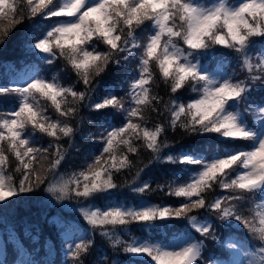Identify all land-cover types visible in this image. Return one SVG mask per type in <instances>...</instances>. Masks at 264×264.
I'll use <instances>...</instances> for the list:
<instances>
[{"label": "snow or ice", "instance_id": "snow-or-ice-1", "mask_svg": "<svg viewBox=\"0 0 264 264\" xmlns=\"http://www.w3.org/2000/svg\"><path fill=\"white\" fill-rule=\"evenodd\" d=\"M177 5L185 13L181 19L187 24L182 33L171 26L173 8ZM244 13L264 18V0H250L239 11H226L223 16L199 14L184 0H26L22 11H18L16 0H0V20L8 21L7 27L0 26V43L15 25L26 20L45 21L48 27L33 36L34 49L46 54L49 64L53 63L52 57L63 58L85 86H90L93 78L101 76L110 64H118V54L131 53L133 49L140 52L138 71L131 77L126 93L129 97L127 107L117 93L90 97L92 88L78 91L74 85L65 87L55 75L51 78L36 75L18 87L0 85V103L12 99L16 105L10 112L0 111V203L21 193L34 192L56 172L67 153L60 141L71 140L74 136L76 128L71 122L76 119L79 106L88 100V107L99 115L112 110L123 113L120 122L104 128L102 148L85 167L48 181L45 191L57 200L93 199L99 193L117 188L115 174L136 167L131 157H139L144 149L151 154L149 162L155 160L178 169L181 166L189 168L183 175L174 176L168 184L157 185L161 191L166 187L167 194L176 197L179 206L80 208V214L93 230H99L101 236L111 241L113 248L123 251V260L128 264H201L204 258L202 239L189 238L183 244L166 247L134 236L125 240L118 233L130 232L132 225L151 227L158 221L177 218L185 220L200 237L215 239L214 229L218 225L209 219L215 216L225 227L233 222L239 224L256 242L254 247L250 246L251 251L244 249L247 264H264V99L253 101L257 104L254 113L260 118V128L254 130L252 117L236 110L250 95L248 83L228 77L209 78L195 67H177L166 55L158 64L159 78L168 85L170 93L164 104L167 118L151 123V117L145 116L150 106L151 111L158 112L154 102L161 100L158 95L151 94L150 86L156 78L151 62L157 58L165 34L183 35L191 48L200 50L206 45L205 38L222 20L227 36L217 35L216 44L228 49L231 48L229 41L236 44L238 47L233 50L243 53V67L249 73L254 69L264 73V55L255 64L247 55L257 39L264 41V29L259 25L253 27ZM146 22L154 32L143 35L142 40L147 42L141 51L137 29L142 30ZM242 29H246L247 34ZM97 42L106 50L97 47ZM164 47L175 46L169 43ZM174 71L179 75L169 85L167 81ZM194 76L205 81L198 90L187 83ZM260 80H264V75L250 76V81ZM186 88L195 95L189 97L190 102H177L178 94ZM49 108L55 116L48 115ZM168 128L183 129L185 134H218L225 138L227 145L207 155L197 148L166 153L164 150L171 146L161 137ZM44 136L49 138L47 147L41 144ZM9 165L19 174L18 181L8 173ZM141 171L137 168L134 180L139 178ZM150 189L145 182L133 190L144 193ZM223 239L221 237V242ZM92 243L88 238L69 245L73 264H84L82 257L89 254ZM227 246L235 251L242 247L234 241H229ZM141 256L143 260L134 259ZM113 264L121 262L117 260Z\"/></svg>", "mask_w": 264, "mask_h": 264}, {"label": "trees", "instance_id": "trees-1", "mask_svg": "<svg viewBox=\"0 0 264 264\" xmlns=\"http://www.w3.org/2000/svg\"><path fill=\"white\" fill-rule=\"evenodd\" d=\"M18 11L25 8L26 0H16ZM6 19L0 20V26L7 27ZM48 27L43 20H26L22 24L15 25L9 30V34L0 43V81L4 87H9L7 82L11 75H15L17 70L24 67L34 68L36 75L51 78L58 76L59 81L65 87L74 85L78 91H85L88 87L94 91L89 92V96L103 95L106 92L119 94L128 106L129 97L126 93L129 91L131 77L138 71L137 61L140 52L133 49L132 52H123L116 57L119 63H112L108 69L99 77H94L90 86H85L79 81V77L73 71L66 61L59 57H52L53 63L47 62L39 50L34 49V35H39L40 31ZM151 24L146 22L143 29H137L142 41L143 35L148 34ZM258 43L264 42L257 39ZM97 47L106 50L105 46L97 42ZM131 48V44L128 45ZM253 64L257 63L250 53ZM128 57V59H124ZM243 56L235 53L233 49L217 45L213 52L203 56V61L209 67L219 65L228 77L234 80H244L248 83L250 95L245 102H240L238 107L245 111L253 101L264 98V80L250 81L251 75H264L254 69L249 73L242 64ZM25 73H29L25 70ZM155 82L151 84V94L161 97L159 102H154L158 112L150 110L145 111V116L151 117V123L163 122L167 118L164 113V104L169 100L170 93L168 85L161 78L156 77ZM195 94L191 93L190 88L182 90L177 97V102H190L189 97ZM71 98L69 97V100ZM89 101L85 100L79 106V112L75 120L71 123L76 128L74 136L60 141L67 149V153L61 166L53 175H49L48 181L57 179L60 175H70L74 171H79L86 166L92 156L99 154L103 140L104 128L108 124L116 125L120 122L123 113H117L114 110L106 112L104 115L97 114L96 110L88 107ZM15 106V101L9 99L0 103V111H8L9 107ZM49 116H55L51 108L48 109ZM107 121V123H105ZM103 126V127H102ZM151 126V125H149ZM31 131V129H29ZM37 135H40L37 133ZM170 144V149H165L166 153L174 154L176 151H188L191 148H197L207 155L209 152L222 150L226 147L227 141L218 134H185L183 129L173 131L167 129L165 136ZM49 138L44 136L41 144L48 146ZM136 143H140L137 141ZM41 144H37L40 147ZM150 153L141 149L139 157L133 155L136 167L122 170L115 174V180L118 187L105 193H99L90 200L65 199L57 200L52 194L45 191L48 181L42 184L38 189L31 193H21L17 197L10 198L9 201L0 203V263L1 264H73L67 243L72 240H86L90 238L93 243L89 254L82 257L84 264H113L119 260L121 264H128L123 260L125 254L122 250L117 251L112 243L106 237L100 235L99 230H93L92 226L84 220L80 214L81 207H91L92 205L101 206L122 199L123 201L139 202L146 199L153 204H163L169 206H179L176 197L167 194V188L161 191L157 185H166L174 176H180L189 171V168L181 166L178 169L175 165H168L155 160H150ZM51 158V157H50ZM44 163H47L46 161ZM137 168L142 169L138 179L136 177ZM9 174L18 181L19 174L14 172V166L7 168ZM147 182L151 189L144 193H138L133 189L143 186ZM227 193H225L226 195ZM202 215V213H201ZM210 220L215 221L214 229L215 239L212 236L207 238L200 237L198 233L190 228L183 219H166L158 221L151 227L132 225L130 232L118 233L122 239L129 240L131 237L142 236L145 238H158L169 240L181 233L191 230L195 238L203 240L204 252L201 264H211L214 259H229L230 249L227 246V239L246 240L256 244L249 234L239 224L233 222L230 227H225L215 216H210ZM223 237V242H221ZM2 249L4 256L2 258ZM66 253V254H65ZM134 259L143 260L144 257H135Z\"/></svg>", "mask_w": 264, "mask_h": 264}, {"label": "clouds", "instance_id": "clouds-1", "mask_svg": "<svg viewBox=\"0 0 264 264\" xmlns=\"http://www.w3.org/2000/svg\"><path fill=\"white\" fill-rule=\"evenodd\" d=\"M185 4L192 5V8L195 9L199 14H209V13H218L223 16L226 11L237 12L244 7L245 4H248L250 0H184ZM174 19L172 21L171 26L175 28L177 32H183L186 30L187 24L184 20L181 19L182 15L185 13L182 11L179 5L174 6L173 8ZM244 16L248 19L249 23L256 27L259 25L262 29H264V18L260 16L252 17L247 13H244ZM245 34H247L246 29H242ZM223 34L227 36V32L224 28L223 21L216 26V28L212 31L209 37H206V45L204 48L200 50H195L191 48L184 40V36H170L165 34L162 37V44L158 48V56L155 60L151 62V70L154 77H159V64L158 61L163 59L166 55L172 58L173 63L177 65V67H182L184 65H189L191 67H195L202 74L207 75L209 78L219 79L222 77H228V73L225 72L223 75L211 71L210 69L205 67L203 56L207 53L213 52L215 47L217 46L215 42V38L217 35ZM146 40L138 41L141 44V51H143V44L146 43ZM171 43L174 45V48L164 47V45H168ZM231 44L230 49H235L238 46L236 44ZM178 49V51H177ZM262 54H264V49L261 50ZM243 56V53H239ZM146 59V57H145ZM179 73L174 71L173 76L167 81L169 85H172L175 81L176 76ZM229 78V77H228ZM155 82V80H153ZM190 87L196 88L197 90L201 85L205 83L202 79L197 77L190 78L187 82Z\"/></svg>", "mask_w": 264, "mask_h": 264}, {"label": "rangeland", "instance_id": "rangeland-1", "mask_svg": "<svg viewBox=\"0 0 264 264\" xmlns=\"http://www.w3.org/2000/svg\"><path fill=\"white\" fill-rule=\"evenodd\" d=\"M211 71H214V72L219 73V74L222 75V72L219 69H215V70L212 69ZM217 78L219 79V76H217ZM257 120L260 122V118H259L258 115H257ZM144 205H151V204L143 202L142 204L136 205V206L126 205V204H117V205H114L112 207L119 206V207H125V208H129V207L135 208V207L144 206ZM106 208H108V207H105V208H102V209H106ZM189 238H193V237L191 235L182 236V237L178 238L177 240H175L174 242H172L171 244L166 245V247H174V246L183 244ZM242 254H243V252L240 251L237 259L235 260V262L233 264H241V256H242ZM215 264H227V263L223 262V261H216Z\"/></svg>", "mask_w": 264, "mask_h": 264}]
</instances>
